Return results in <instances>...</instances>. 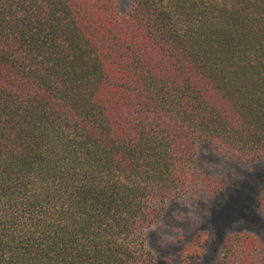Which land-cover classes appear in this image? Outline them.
Listing matches in <instances>:
<instances>
[{"label": "trees", "instance_id": "1", "mask_svg": "<svg viewBox=\"0 0 264 264\" xmlns=\"http://www.w3.org/2000/svg\"><path fill=\"white\" fill-rule=\"evenodd\" d=\"M202 144L264 160V0H0V264H156Z\"/></svg>", "mask_w": 264, "mask_h": 264}, {"label": "rangeland", "instance_id": "2", "mask_svg": "<svg viewBox=\"0 0 264 264\" xmlns=\"http://www.w3.org/2000/svg\"><path fill=\"white\" fill-rule=\"evenodd\" d=\"M126 12L131 0H116ZM197 169L203 181L166 206L163 217L145 234L156 264H221L225 239L234 233L258 240L254 264H264V215L256 197L264 185V160L237 163L199 145Z\"/></svg>", "mask_w": 264, "mask_h": 264}]
</instances>
